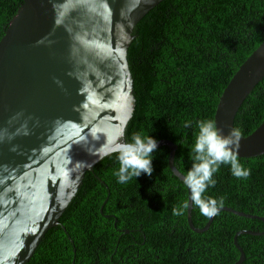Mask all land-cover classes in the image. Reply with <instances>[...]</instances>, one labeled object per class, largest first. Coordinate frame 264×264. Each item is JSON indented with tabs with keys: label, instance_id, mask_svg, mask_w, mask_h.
Listing matches in <instances>:
<instances>
[{
	"label": "trees",
	"instance_id": "1",
	"mask_svg": "<svg viewBox=\"0 0 264 264\" xmlns=\"http://www.w3.org/2000/svg\"><path fill=\"white\" fill-rule=\"evenodd\" d=\"M20 5L0 0V38ZM263 39L264 0H161L137 21L127 48L135 103L125 140L135 132L171 140L173 164L186 172L195 121L213 120L220 93ZM263 119L264 77L239 106L234 128L246 136ZM168 154L166 145L158 146L152 174L125 184L115 175L116 153L100 159L26 264H233L239 257L235 232L264 230L258 217H264V152L237 157L251 170L247 178L221 165L205 193L256 217L219 210L201 233L189 227L186 208L173 215L187 202V187L169 169ZM190 215L197 228L208 220L193 203ZM237 241L244 253L238 264H264V234H239Z\"/></svg>",
	"mask_w": 264,
	"mask_h": 264
},
{
	"label": "water",
	"instance_id": "2",
	"mask_svg": "<svg viewBox=\"0 0 264 264\" xmlns=\"http://www.w3.org/2000/svg\"><path fill=\"white\" fill-rule=\"evenodd\" d=\"M160 1L21 0L0 38V264H26L85 172L125 140L121 132L135 103L127 48L137 21ZM263 77L264 39L218 97L213 120L224 134ZM156 141L168 147V167L182 180L173 164L176 145ZM233 150L237 157L263 153L264 119ZM186 204L189 227L206 230L213 216L201 228L193 225L188 188ZM219 210L256 217L229 206ZM243 233L264 230L235 232L233 264L244 260L237 241Z\"/></svg>",
	"mask_w": 264,
	"mask_h": 264
},
{
	"label": "clouds",
	"instance_id": "3",
	"mask_svg": "<svg viewBox=\"0 0 264 264\" xmlns=\"http://www.w3.org/2000/svg\"><path fill=\"white\" fill-rule=\"evenodd\" d=\"M186 126H192V122H187ZM195 128L197 131L192 145L193 163L190 169L181 173V178L190 191L192 203L202 214L212 217L218 214L223 200L206 197L205 193L210 186L215 185L214 174L220 166L228 165L231 174L237 178H247L251 170L240 163L233 150L234 145L238 146L241 136L239 129L232 128L229 133L224 134L211 119L195 121ZM123 135L121 132V136ZM156 150L157 141L153 136L135 132L130 139L116 142L105 155L116 153L119 168L115 175L118 183L125 184L141 174H152V159ZM186 207L187 204L184 203L173 208V215H183Z\"/></svg>",
	"mask_w": 264,
	"mask_h": 264
},
{
	"label": "flooded vegetation",
	"instance_id": "4",
	"mask_svg": "<svg viewBox=\"0 0 264 264\" xmlns=\"http://www.w3.org/2000/svg\"><path fill=\"white\" fill-rule=\"evenodd\" d=\"M151 252H152V253H154V252H158L157 243L155 244V247H154V249H151Z\"/></svg>",
	"mask_w": 264,
	"mask_h": 264
}]
</instances>
